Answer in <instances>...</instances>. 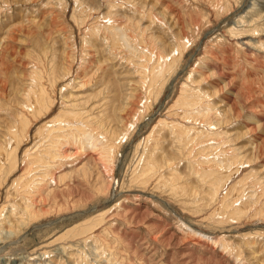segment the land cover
Segmentation results:
<instances>
[{"label": "rangeland", "instance_id": "1", "mask_svg": "<svg viewBox=\"0 0 264 264\" xmlns=\"http://www.w3.org/2000/svg\"><path fill=\"white\" fill-rule=\"evenodd\" d=\"M0 249L264 264V0H0Z\"/></svg>", "mask_w": 264, "mask_h": 264}, {"label": "bare ground", "instance_id": "2", "mask_svg": "<svg viewBox=\"0 0 264 264\" xmlns=\"http://www.w3.org/2000/svg\"><path fill=\"white\" fill-rule=\"evenodd\" d=\"M118 37H119V36H118ZM192 55H193V54H192ZM190 56H191V55H190ZM187 64H188V63H187ZM38 90H39V89H38ZM38 102H39V101H38ZM153 119H154V118H153ZM153 119H152V117H150L149 120H148V122L151 121V120H153ZM65 121H66V120H65ZM67 121H69V120H67ZM11 135H12V134H11ZM10 137H11V136H10ZM91 145H92V144H91ZM91 145H90V146H91ZM92 146L94 147V145H92ZM16 227H17V225H16ZM0 250H1V249H0Z\"/></svg>", "mask_w": 264, "mask_h": 264}]
</instances>
